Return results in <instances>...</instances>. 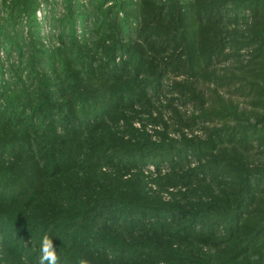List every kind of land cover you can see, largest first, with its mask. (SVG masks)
<instances>
[{"label": "trees", "instance_id": "trees-1", "mask_svg": "<svg viewBox=\"0 0 264 264\" xmlns=\"http://www.w3.org/2000/svg\"><path fill=\"white\" fill-rule=\"evenodd\" d=\"M46 232L60 264H264V0H0V252Z\"/></svg>", "mask_w": 264, "mask_h": 264}, {"label": "clouds", "instance_id": "clouds-1", "mask_svg": "<svg viewBox=\"0 0 264 264\" xmlns=\"http://www.w3.org/2000/svg\"><path fill=\"white\" fill-rule=\"evenodd\" d=\"M51 231V229H49ZM47 232L42 237L41 247H40V258L39 264H60V256L57 253L53 240ZM78 264H91V262L81 257Z\"/></svg>", "mask_w": 264, "mask_h": 264}, {"label": "rangeland", "instance_id": "rangeland-1", "mask_svg": "<svg viewBox=\"0 0 264 264\" xmlns=\"http://www.w3.org/2000/svg\"><path fill=\"white\" fill-rule=\"evenodd\" d=\"M39 17L43 18V14L39 13ZM136 128H141L139 123H137ZM155 130H159L156 126L153 125H148L146 131L150 134H154ZM4 256V253L0 252V264H15L14 262L9 261L7 258Z\"/></svg>", "mask_w": 264, "mask_h": 264}]
</instances>
